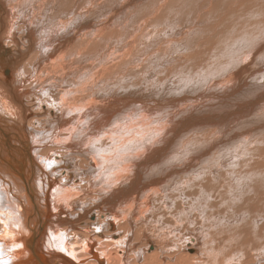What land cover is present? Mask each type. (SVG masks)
Returning a JSON list of instances; mask_svg holds the SVG:
<instances>
[{"label":"bare ground","instance_id":"obj_1","mask_svg":"<svg viewBox=\"0 0 264 264\" xmlns=\"http://www.w3.org/2000/svg\"><path fill=\"white\" fill-rule=\"evenodd\" d=\"M98 8V0H0V264H221L218 256H201L200 247L209 203L223 201L222 192L207 198L205 180L195 184L190 177L195 171L201 176L212 156L225 162L231 149H244L241 135L215 128H229L223 123L237 118L247 70L264 54V41L254 57L236 60L245 46L222 57H235V63L217 80L206 72L211 84L187 75L190 89L195 81L216 90L206 94L215 109L198 95H177L182 103L174 105L155 83L148 88L141 78H113L121 64H108L93 44L99 24L114 35ZM141 26L148 29L144 20ZM174 34L161 46L159 60L181 54L196 59L193 52L200 50L183 41L174 47ZM139 42L131 40L132 48ZM234 67L237 73L227 75ZM205 131L209 137L193 141ZM187 157L195 158L192 169ZM183 181L192 199L186 207L172 193ZM245 258L224 260L244 264Z\"/></svg>","mask_w":264,"mask_h":264},{"label":"rangeland","instance_id":"obj_2","mask_svg":"<svg viewBox=\"0 0 264 264\" xmlns=\"http://www.w3.org/2000/svg\"><path fill=\"white\" fill-rule=\"evenodd\" d=\"M98 3L101 5V9L98 8L97 15L99 13L105 14L107 24H113V27L109 28L114 35H111L104 26L99 24L100 35L97 40L94 39L93 44L108 64L113 65L115 62L121 64V70L117 71L116 74L113 71V78L116 80H126L129 77L132 80L133 78L144 79L146 83H150L147 84L148 88L154 86L155 89L164 92L163 95H167L174 100V105L182 103L176 101L179 97L177 95L186 94L191 97L194 96L193 98L198 95L203 103L215 109L216 106L210 105L206 94L213 96L216 90L211 89V86L200 87L197 85L199 83H195V81L190 83V89L187 86V75L189 79L196 75L194 79L199 78L200 83H203L205 81L203 75L208 72L209 79L213 77L217 80L227 70L226 67L228 68L230 63L235 60V57L227 60L229 62L223 60L229 53L235 54L238 52V48L241 49L245 46L246 48L242 49L244 52L238 54L236 60L241 59V57H254L264 41V0H98ZM111 10L125 11L129 16L114 17L110 13ZM74 11L75 9L71 10L72 13ZM178 12L179 16H177ZM102 18H99V21ZM143 20L146 22L148 29L146 27L142 29ZM180 20L181 22H179ZM163 28H166L167 31ZM171 28L174 29L173 32ZM91 31L92 29H89V32ZM178 33L181 35L180 39H178ZM170 34L172 36L174 34V40L172 41L174 47L183 41L188 43L190 48L194 47L192 51L198 48L200 53L198 51L193 52V54L196 52V55L199 54L196 59L185 55L184 57L182 54L183 57H181L178 54L179 56L171 57L172 59L167 62L159 60L161 59V46L170 37ZM208 37L209 39H207ZM131 40L140 41L138 45L142 46L132 48ZM197 42H204L205 44L195 46ZM243 42H246L247 45ZM155 47L159 48V51L156 48L157 53L153 50ZM137 50H142L141 54H138L139 57H136ZM189 54H191V50ZM146 58H150L152 61L150 60L147 63L144 61ZM134 61L137 63H134ZM141 62L146 65L141 64ZM153 64L155 66H152ZM134 65L138 68L136 69ZM179 65L183 66L180 67ZM129 66L135 69L134 72L129 70ZM157 67H159L158 70ZM170 68L175 72L173 73ZM155 70L158 73L154 72ZM165 70H168V73ZM231 73H237L236 67L231 68V72L227 75ZM5 75L8 74L5 72ZM173 75L175 77L171 79ZM166 76H168V80ZM230 76H227V78H230ZM246 78L248 84L242 91L244 95L237 109V118L229 122L226 121V124L223 123V126H229V128L221 130L215 128L216 132L223 131V134L227 136L241 135L244 149L238 153H236V150L231 149L230 156L225 162L216 161L215 156H212L206 162L208 166L201 176L195 171L196 173H192L190 177L195 184L200 178L205 180L206 185L204 188L208 192L207 198L210 195L218 198V194L222 192L223 201L217 204L211 200L209 203L210 224L208 228L205 227V239L200 247L201 256H208V258L209 256H218L221 258L219 260L221 264H225L224 258L230 256H246L244 259L246 263L244 264H264V54L257 56L253 65L248 68ZM192 79L193 77L190 80ZM175 80L178 81H176L178 84L174 83ZM206 81V83L211 84L210 81ZM154 83L155 85H153ZM182 83H184V86L181 85ZM177 85L179 86L177 87ZM195 86L197 87L194 90L193 87ZM173 87L174 90L171 89ZM181 88L183 92L180 90ZM160 91H155L156 95ZM220 104V108H225L223 104V106ZM221 113L226 115L225 109H221ZM247 124L250 125L245 126ZM207 133L206 131L200 132L197 137H191H193V141H196V139L200 140L199 136L201 134H206V137H209ZM238 158H241L242 161L234 164ZM251 159L255 162L254 166L248 162ZM194 161L195 158L187 157L184 163L192 169ZM239 163L244 165H237ZM208 179L211 181L210 183H206ZM186 184L183 181L172 191L178 197L175 203L181 207H186L192 203L191 197L182 190V187L185 188ZM188 188H197L202 191L201 187L194 185H188ZM175 208L177 206L174 204ZM211 220H214L213 224ZM169 235L172 236L171 233ZM180 242L184 246L183 242ZM149 247L148 251H153V248ZM190 253L194 254L193 252Z\"/></svg>","mask_w":264,"mask_h":264}]
</instances>
